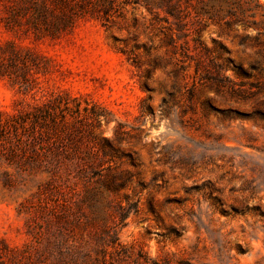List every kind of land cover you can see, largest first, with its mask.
<instances>
[{
    "label": "rangeland",
    "instance_id": "rangeland-1",
    "mask_svg": "<svg viewBox=\"0 0 264 264\" xmlns=\"http://www.w3.org/2000/svg\"><path fill=\"white\" fill-rule=\"evenodd\" d=\"M203 1L191 0L195 9L173 33L136 6L109 27L85 20L43 42L0 23V44L46 56L42 85L104 115L110 174L128 177L116 200L138 203L118 228L122 245L152 259L264 264V0H229L223 20L204 15ZM199 38L205 59L251 73L240 79L249 99L201 81ZM18 98L0 79V111L14 113ZM25 145L0 142V239L19 247L37 242L49 210L38 189L48 175L30 170Z\"/></svg>",
    "mask_w": 264,
    "mask_h": 264
},
{
    "label": "trees",
    "instance_id": "trees-1",
    "mask_svg": "<svg viewBox=\"0 0 264 264\" xmlns=\"http://www.w3.org/2000/svg\"><path fill=\"white\" fill-rule=\"evenodd\" d=\"M228 2L205 0L201 9L223 20ZM136 6L172 33L174 26L185 27L190 8L195 9L191 0H0V23L21 39L43 42L62 38L85 20L109 27ZM194 41L203 49L195 66L201 81L238 100L249 99L252 92L240 79L251 73L225 59H205L203 53L210 51L200 38ZM50 72L43 54L16 42L0 44V79L19 95L14 113L0 111V142L6 146L12 137L26 138L30 170L48 175L38 189L49 209L37 242L19 247L0 239V264H195L189 258L152 259L122 245L118 228L138 211V203L124 206L116 200L128 177L110 174L113 161L105 150L110 143L100 131L105 117L79 98L49 92L42 77Z\"/></svg>",
    "mask_w": 264,
    "mask_h": 264
}]
</instances>
